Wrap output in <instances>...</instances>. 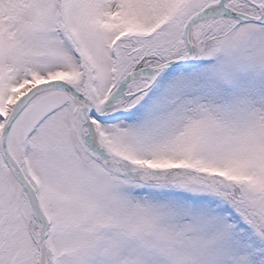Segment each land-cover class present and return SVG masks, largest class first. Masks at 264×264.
Instances as JSON below:
<instances>
[{
	"label": "snow or ice",
	"instance_id": "6c2138e0",
	"mask_svg": "<svg viewBox=\"0 0 264 264\" xmlns=\"http://www.w3.org/2000/svg\"><path fill=\"white\" fill-rule=\"evenodd\" d=\"M0 264H264V0H0Z\"/></svg>",
	"mask_w": 264,
	"mask_h": 264
}]
</instances>
